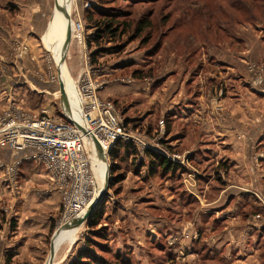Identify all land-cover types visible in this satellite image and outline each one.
Masks as SVG:
<instances>
[{
  "label": "rangeland",
  "instance_id": "1",
  "mask_svg": "<svg viewBox=\"0 0 264 264\" xmlns=\"http://www.w3.org/2000/svg\"><path fill=\"white\" fill-rule=\"evenodd\" d=\"M70 7L61 64L77 87L91 73L99 97L114 103L134 140L122 142L116 156L108 153L110 183L97 207L98 225L89 227L90 216L67 229L54 264H72L81 251L99 264H264L259 99L240 105L223 71L249 50L243 66L258 89L261 64L251 55L259 54L264 35V0H71ZM61 11V0H0V80L12 78L14 66L25 69V80L37 72L49 84L45 90L30 82L31 89L13 86L19 103L0 105L1 112L15 104L34 115L46 110L76 119L75 98L66 92L67 110L53 54L43 43ZM88 11L102 27L114 22L116 36L89 46L96 29ZM78 21L82 39L73 30ZM28 29L40 31L32 42L21 36ZM1 91L0 83V97ZM87 143L100 194L104 162L98 169ZM154 154L171 160L173 169L164 170ZM4 180L0 170V264H46L64 226L61 198L44 168L30 160L17 184Z\"/></svg>",
  "mask_w": 264,
  "mask_h": 264
},
{
  "label": "built area",
  "instance_id": "2",
  "mask_svg": "<svg viewBox=\"0 0 264 264\" xmlns=\"http://www.w3.org/2000/svg\"><path fill=\"white\" fill-rule=\"evenodd\" d=\"M75 36L83 38V25L73 24ZM24 50H28L25 46ZM49 69H52L49 64ZM255 67L250 72L256 73ZM52 80L57 79L52 76ZM78 84L81 98V121L58 117L44 110L34 115L11 104L0 111V147L14 152L31 153L27 156L44 167L52 189L61 198V225L79 217L95 200L98 190L86 148L87 140L95 138L109 153L119 141L134 140L114 103L99 97L100 84L85 72ZM264 85V70L259 67L256 85ZM77 125L84 126L88 133ZM20 162H0L4 182L16 184Z\"/></svg>",
  "mask_w": 264,
  "mask_h": 264
},
{
  "label": "crops",
  "instance_id": "3",
  "mask_svg": "<svg viewBox=\"0 0 264 264\" xmlns=\"http://www.w3.org/2000/svg\"><path fill=\"white\" fill-rule=\"evenodd\" d=\"M39 5H40V3H39ZM40 7H41V5H40ZM42 22H43V20H42ZM44 25L45 24L43 22L42 25H40V26L44 27ZM36 26H37V24L35 25V27ZM53 26H54V24L52 23V28H53ZM36 30H38V29H36ZM63 30H64V28H63ZM31 32H32V34H31ZM39 32L40 31H37V33L40 35ZM27 33H29L31 35L29 36V34H26L25 30H22L21 36L22 37L28 36L27 39H29V41H31V42L37 37V33L34 32L33 30H31V31L29 30V32H27ZM33 36H36V37H33ZM55 42L56 41L54 39V43ZM43 43L46 46L45 37L43 38ZM36 50L37 49H35V51ZM248 52H249V50H245V52H242L240 55H237L238 58L237 57L232 58V61H234L235 63H231L230 61L229 62L227 61V63H229V65L227 64L225 66L227 69L224 67L223 71H227L228 76H226L227 77L226 80H227L228 86L230 87V90H232L233 92L237 91V93H239L238 99H240V102H239L240 105H243V106L247 105V104L249 105L250 102L253 103V102L257 101V98L259 99V150L260 149L263 150L264 149V85L262 87H258V89L255 90L247 82V78H248L247 68L245 65L243 66V64L245 62L244 59L247 58ZM251 57H252L251 59H254V60H256V62L261 64V67L264 70V35L259 36V54L257 52V54H255V56L253 54V55H251ZM11 68L13 71H15L14 76H12L10 74L13 79L11 77H8L7 75H4L2 81L0 80V83L2 84V91L4 92V96L0 97V105H2V106H5V104L8 105L10 102H14V103H16V105H17V103H19L17 98L14 97L12 94H10L9 90H11L13 88V86L14 87L15 86L22 87V85H23L26 89H31V87L28 85L29 82L33 86V88L35 87V88H38L41 90L42 89L45 90V87L49 86V84L45 82L46 80H44V79L42 80L40 78L39 74H37V72H35L36 74H32V75L29 74V77H28L29 81H28V80H25V78H24V75L26 73L24 68H22L20 70L19 67H15V69L18 68L20 70V72L18 70H14L13 69L14 66H11ZM231 83H233V84L231 85ZM247 84H248V87L246 86ZM248 89L252 90L253 93H250V91ZM66 92H68V91H66ZM254 92H258L259 96H257V93H254ZM68 93L74 97V95H72V93L70 91ZM105 100H108V99H105ZM238 131H240V130H238ZM208 132L212 133L213 131L209 129ZM230 133H231V131L228 134L229 136H231ZM30 153H31L30 150H28L26 152H14V151H10V150L3 149L0 147V162H3L5 164H13L16 162H20V166H19V170H20V169H23V166L25 164L29 163L27 156ZM30 161H32V160H30ZM32 164L37 165V166H41V165L36 164L33 161H32Z\"/></svg>",
  "mask_w": 264,
  "mask_h": 264
},
{
  "label": "bare ground",
  "instance_id": "4",
  "mask_svg": "<svg viewBox=\"0 0 264 264\" xmlns=\"http://www.w3.org/2000/svg\"><path fill=\"white\" fill-rule=\"evenodd\" d=\"M62 2V11L59 13L58 16L54 17L53 18V21L52 23L54 24L53 28L51 29V33L46 35L45 36V43H46V47L52 52L53 54V58L55 60V64H57L59 66V68H61L62 70V75H61V80L64 84V88H65V91H70L72 93V95H74V98H75V105L73 103H71V109L73 111L72 114H74V116H76V119H74L76 122L78 123H82L81 121V98H80V94H79V89L77 87V84L76 82H74L72 79H71V76L70 74L63 68L62 66V59H61V46L63 45V41H64V35H65V30H66V27H67V23H68V20L66 19V13H65V6L67 4V1L66 0H61ZM64 8V9H63ZM64 28V30H63ZM63 30V31H62ZM58 33H62L61 35H58L60 36L57 40L56 43H54V39L56 38V35ZM87 143L89 145V148L92 149V153H93V161L95 163V165H97V168L98 169H101L102 170V165H103V160L101 158V155H100V152L99 150L97 149L95 143L93 142V140H87ZM92 163V161H91ZM104 167H105V176H106V171H107V165L104 163ZM95 173V172H94ZM101 174L103 173L102 171L100 172ZM97 178V177H96ZM97 181V185H98V180ZM105 184V182H104ZM104 188V187H103ZM98 189H99V185H98ZM99 192L97 191V195H96V198L94 201L97 200ZM86 211H83V213L78 217V222L76 224H74L72 227H75L76 225L82 223L85 218L87 217L86 215ZM67 229L63 230V232L61 233V235L66 231ZM60 235V237H61ZM59 237V238H60ZM49 260H47L46 264H48Z\"/></svg>",
  "mask_w": 264,
  "mask_h": 264
},
{
  "label": "water",
  "instance_id": "5",
  "mask_svg": "<svg viewBox=\"0 0 264 264\" xmlns=\"http://www.w3.org/2000/svg\"><path fill=\"white\" fill-rule=\"evenodd\" d=\"M66 1H67V4L65 6V13H66V19L68 20V23H67V27H66V30H65L63 45L66 44V43H68V41H69V39L71 37L70 35H71V29H72V18H71V13H70V10H69V8L71 9V7H70L71 0H66ZM58 7L61 10V6L59 5ZM53 58H55V57H53ZM54 62H55V60H54ZM55 65H56L57 70H58L57 72H58V75H59L60 90H61L62 98L64 100V103L66 104L67 110H69V103H68V100H67L66 91H65V88H64V84H63V82L61 80L62 70H61V68H59V66L57 64H55ZM77 126L84 133H86V134L88 133V129L86 127L80 126V125H77ZM92 140L95 143L97 149L99 150L103 162L107 165V171H106V176H105L104 188L102 189V191L100 193V196H98L97 200L94 201L87 208V211H86L87 218H86V220L90 216H92L93 213L95 212V210L97 209L100 201L106 195L107 189H108V186H109V183H110V168L111 167L108 164V153L104 150V148L101 146V144L95 138L92 137ZM78 220H79L78 217L77 218H74L73 220H71L68 223L64 224V226H62L55 233V235L53 237V240L51 242L50 257H49L48 264H54V260H55V256H56V246H57V243L59 241V237H60L61 233L63 232V230L72 228V226L74 224H76L78 222Z\"/></svg>",
  "mask_w": 264,
  "mask_h": 264
},
{
  "label": "trees",
  "instance_id": "6",
  "mask_svg": "<svg viewBox=\"0 0 264 264\" xmlns=\"http://www.w3.org/2000/svg\"><path fill=\"white\" fill-rule=\"evenodd\" d=\"M234 3V2H233ZM242 4V3H241ZM220 9V7H218ZM89 15L87 17V20L92 22V27L96 29V32H94L93 35L89 36L88 38V45H96L98 46L101 40L107 35H110V37H115L116 33L119 31L118 28H114V22H106L104 24V27L100 26L99 20H94L93 14L90 13V11L87 12ZM141 31V30H140ZM98 53L95 52L94 56H96ZM124 146L122 145V142L119 141L115 144V147L111 150L110 155L116 156L120 148ZM155 158L158 160V163L161 167L164 168L166 171H171L173 169V162L169 160L168 158H165L163 155L160 154H154ZM152 167H155L154 165ZM114 168V167H113ZM101 208L98 210H95L93 213L91 220L89 222V227H95L99 223V219L101 218ZM72 264H99V261L94 255H91L89 251H81L78 254L77 260L72 262Z\"/></svg>",
  "mask_w": 264,
  "mask_h": 264
}]
</instances>
